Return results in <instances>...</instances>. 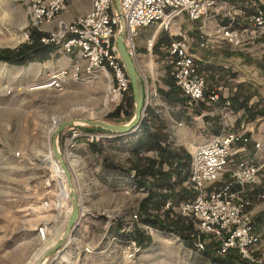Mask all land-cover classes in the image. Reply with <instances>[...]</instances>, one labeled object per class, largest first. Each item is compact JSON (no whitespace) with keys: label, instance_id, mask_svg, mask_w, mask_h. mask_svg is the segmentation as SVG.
Listing matches in <instances>:
<instances>
[{"label":"rangeland","instance_id":"374dc122","mask_svg":"<svg viewBox=\"0 0 264 264\" xmlns=\"http://www.w3.org/2000/svg\"><path fill=\"white\" fill-rule=\"evenodd\" d=\"M218 1L217 7L201 21L207 26L206 35H203L214 40L215 45L224 46L228 41L223 39V27L230 25L241 30L238 22L244 26L247 19L244 10L240 11L226 0ZM257 2L262 5L264 0ZM87 6L88 0H69L66 9L51 23L41 26V30L58 34L61 21L67 24L72 22ZM230 21L232 24H229ZM31 26L32 13L28 0H0V49H14L26 42V33H29ZM158 27L154 24L143 28L135 38V58L143 83L145 85L148 80L149 87H153L157 93L153 97L155 99L148 102L147 124L152 121V112L160 116L171 133V147L192 155V145L198 146L224 126L228 127L227 124L233 122V114L215 108L206 111L210 115V119H206V113L198 115L193 109H184L162 95L160 90L167 88L165 80L169 62L154 53L157 37L153 46L149 43ZM194 27V23L184 15L169 28H161L160 31L167 32L169 36L179 35L180 30L183 34L187 33L190 51L193 52L191 48L194 47L196 34L190 35L189 31L194 30ZM253 40L247 43L245 34L241 42L235 45L244 58L236 56L226 63H220L214 59V52L202 50L196 60L200 63L208 56V59L219 65H234L240 71L250 73L252 68L246 67V55L264 59L263 42ZM65 59L63 54L56 52L45 62L34 61L24 66L0 61V264H35L66 227L70 213L67 183L51 151L53 131L59 121L85 117L124 124L131 120L126 119L125 113L120 119L110 117L123 99L111 100L110 90L114 80L109 73L107 77L105 72H99V77L90 81H75L70 77L61 90L37 86L47 79L61 61L60 64L66 63ZM262 82L257 83V86L261 87L264 94ZM222 92L229 95L230 89L224 87ZM131 111L134 116L135 105ZM145 132L146 129H141L133 135L111 137L113 135L108 131L89 125H77L75 129L69 127L64 130L60 146L67 154L69 164L73 160L81 164L82 160V165L88 170H82L83 173L79 170L74 175V183L80 184V190L76 186L83 201V209L87 212L81 223L87 224V228L83 231L79 227L72 238L74 243L68 246L55 264H223L218 259L220 256L216 249L206 247L200 251L179 234L146 222L139 213L140 203L148 195L146 190L138 186L126 193L116 184L124 175L136 182L124 169L131 168L136 143ZM85 133L103 134L104 137L94 140L99 148L98 156L88 158L81 152L79 160L75 154L76 146L71 147L69 142H91ZM144 154L157 157L154 151ZM111 162L118 167L108 166ZM100 164L106 167L104 176L102 171L100 175L95 171ZM182 184H177V189ZM255 186L264 190V167ZM136 213L139 215L138 221L128 230L130 219ZM250 215L256 221L259 239L250 257L245 259L252 264H264V224L257 219L264 216L263 193L252 204ZM45 225L48 228L47 240L38 236L39 227ZM52 227L59 228L54 235L49 233ZM134 228L151 238V243L140 250L127 241L131 240ZM87 247L90 252L85 250Z\"/></svg>","mask_w":264,"mask_h":264},{"label":"built area","instance_id":"2783aa9c","mask_svg":"<svg viewBox=\"0 0 264 264\" xmlns=\"http://www.w3.org/2000/svg\"><path fill=\"white\" fill-rule=\"evenodd\" d=\"M68 2L69 0H28L32 13L31 27L41 30V26L51 23L66 9ZM217 4L218 0H120L119 15L112 0H91L89 11L79 14L68 24L61 21L58 34H48L42 39L45 43H53L57 47L56 52L63 54L69 61L58 64L56 69L48 74L47 79L37 86L48 85L53 90H61L70 77L75 81H90L103 71L109 73L114 80L110 90L111 100H124L131 84L116 41L121 28L120 16L124 22L125 43L136 60L135 38L141 29L154 24L167 29L184 15L191 21L202 20L209 16ZM249 20L250 25L241 30L230 25L224 26L223 38L236 45L245 34L246 40L249 37L264 40V7L258 5ZM176 36L178 38L174 39L167 49L174 57L173 74L177 85L188 97L189 104H198L204 99L205 75L198 70L197 57L190 51L187 36L182 32ZM26 37L29 40L30 31L26 33ZM154 41L155 37L149 40L150 46H153ZM213 41L207 37L201 47L215 49ZM148 85L149 81L146 80L147 102L154 100L153 97L157 94L153 87L149 91ZM218 99V94L211 96V101L216 102ZM226 107L220 109L226 110ZM84 135L89 136L91 142H94L95 138L100 140L104 137L98 133ZM251 142L252 135L247 131V125L242 124L239 128L224 126L206 142L195 146L189 176L182 184V187L194 192L195 197L177 205L172 201L166 203V208L172 207L182 215L194 219L197 225L196 247L200 251H203L208 243L215 242L220 257H226L231 251H235L242 258H249L259 239L256 221H253L250 215L254 201L248 197V190L258 182L264 164H258L254 158H236L241 149ZM69 144L74 147L76 142ZM255 146L259 149L261 144L257 142ZM131 177L135 179V170L131 171ZM135 187L137 186L133 188ZM143 190L148 192L146 188ZM138 218L137 213L132 216L128 230ZM47 233L46 225L39 227L38 236L45 238ZM127 241L133 244L135 249L138 246L137 250L142 248L132 238ZM85 250L91 251L89 247Z\"/></svg>","mask_w":264,"mask_h":264},{"label":"trees","instance_id":"16d2710c","mask_svg":"<svg viewBox=\"0 0 264 264\" xmlns=\"http://www.w3.org/2000/svg\"><path fill=\"white\" fill-rule=\"evenodd\" d=\"M226 1L234 4L240 11L244 10L246 17L251 16L259 5L257 0ZM229 24H232V22L230 21ZM238 24L241 27L243 26L240 22H238ZM244 26H246V24H244ZM45 36H48L47 32L31 27L29 40L14 49H0V61H5L11 65L24 66L34 61L45 62L51 59L54 53H56L57 47L53 43L43 42L42 39ZM176 38H178V36H169L167 32L160 31L154 46V53L161 58L168 59L169 62V65H167L168 77L165 80L167 88L160 90L167 100L182 106L184 109H193L198 115H202L205 111H213L215 108L220 109L227 106L226 110L228 111H242V118L246 122H254L260 117L264 118V97L260 96L257 86L247 82L231 84L232 79L236 77L237 73L222 64L219 65L212 62L208 59V56L200 60V63L196 60L199 72L205 75L206 86L204 90V99L200 100L198 104L190 105L188 97L185 96L176 83L173 74L174 57L167 51L172 41ZM206 39L205 35L198 34L195 36L194 42H199L200 44L205 42ZM203 49V51L214 52V59L217 60L219 57L216 49ZM226 53L228 55L234 54L232 52H225V54ZM257 64L264 72V60L257 62ZM224 87L230 89V94L227 96L222 92V88ZM214 94L219 95V99L216 102L211 101V96ZM227 102H229L228 105L226 104ZM134 105L135 103L130 85L129 93L126 94L123 102L110 117L120 119L121 115L125 113L126 119L130 120L133 117L131 110L134 109ZM151 116L152 121L150 124H147L144 136L136 143L131 168L123 169L128 173L135 170L136 177L134 180L148 190L147 197L141 201L139 206L141 217L151 225L169 229L179 234L185 241L191 242L195 246L197 225L194 219L182 215L180 212L173 210L172 207H165L168 201H172L173 204L177 205L182 201L190 200L195 197L196 194L185 187L177 189V184L184 182L189 176L192 155L185 151L173 149L170 145L171 133L165 121L153 112ZM204 117L210 119V115L205 114ZM221 129L217 131V133L220 132ZM90 131H94V129ZM94 145L95 143L92 144V146ZM95 151L99 152L97 149ZM151 151L156 152L157 157L152 158L144 154ZM108 166L118 167L112 162L109 163ZM250 188L248 190V197L253 201L258 200L260 192L257 191V188L252 190ZM131 238L136 240L141 247L151 243V238L145 236L138 228H134V231L131 233ZM206 247L215 250L217 244L215 242L208 243ZM218 259L223 262V264H252L235 251H231L226 257H219Z\"/></svg>","mask_w":264,"mask_h":264},{"label":"water","instance_id":"95a60500","mask_svg":"<svg viewBox=\"0 0 264 264\" xmlns=\"http://www.w3.org/2000/svg\"><path fill=\"white\" fill-rule=\"evenodd\" d=\"M112 2L114 9L120 15V0H112ZM120 24L121 28L117 34L116 41L121 57L125 63L128 77L130 78V84L135 103V114L128 123L124 124H113L104 120H92L85 117L72 118L68 120H62L54 130L51 139V146L55 159L60 163L61 168L65 172V176L70 187V202L72 207L63 236L45 252L44 260H42V262H44H41L40 264L56 263L58 258H60L64 252H66L68 246L71 244L72 238L75 237V234L80 227L81 221L87 214V212L83 209V201L81 200L77 186L74 183V172L72 171L68 159L66 158L67 154L60 146V138L64 130L77 125H89L108 131L113 135L111 137H120L124 135H133L141 129H146L148 123L146 113L149 108L146 99V87L143 83L137 61L130 54L125 43V28L121 16Z\"/></svg>","mask_w":264,"mask_h":264},{"label":"crops","instance_id":"0c3cea01","mask_svg":"<svg viewBox=\"0 0 264 264\" xmlns=\"http://www.w3.org/2000/svg\"><path fill=\"white\" fill-rule=\"evenodd\" d=\"M261 4L264 6V3H261ZM90 9H91V0H88V6L86 8H83V11L81 13H85V12L89 11ZM249 18H250V16L246 17V19H247L246 20V26L250 25ZM192 22L194 23L195 27H194V30H190L189 31L190 35H193V34H196V35L205 34L206 35V33H204V32H205V29H206L207 26L204 23H202L201 20L192 21ZM246 26H242V27H246ZM160 29L161 28H159V27L156 29V31H155V33L153 35V37H155V39H156L158 33L160 32ZM193 31H196V32L198 31V32L195 33ZM180 32H181V30L179 31V33ZM138 34H140V33H138ZM184 34L188 37L187 33H184ZM206 38H207V36H206ZM258 40L260 42H263V44H264V40L263 39H258ZM250 41L254 42L252 37H249L246 42L250 43ZM235 45L236 44L228 43V42L224 43V46L223 45L219 46V44H217L216 45L217 48H215L217 50L216 52L219 55L217 60L220 63H222V62L226 63L231 58L236 57V56L244 58L243 53L241 51H239L238 48H235ZM191 49H192L193 53L196 55L197 59H199L198 58V56H199L198 53L201 52L202 50H204L201 47V43L199 44V42H196V43L194 42V47H192ZM225 52H228V53L232 52L234 54L228 55L227 53L225 54ZM239 54H241V55H239ZM247 56L248 55H246V67L250 66L252 68V71H250V73H248V72L244 73V71L243 72L240 71L234 65L233 66L231 65L230 67L228 65H225L226 67L231 69L233 72L237 73L236 77L232 79L231 83L234 82L235 84H237V83L247 82V83H252L255 86H257V83L262 84L263 83L262 81H264V72L260 68V66L257 64V62L262 61V59H260V58L256 59V58H251L250 56L249 57H247ZM64 61L68 62L69 59L66 58ZM60 63H62V61ZM251 72H252V74H251ZM257 88L259 89L260 96L264 97V94H262L263 92H262L261 87L257 86ZM223 94L225 96H227L226 93L223 92ZM229 112H231L233 114V116H232L233 122L227 124L228 128H239L242 124H245V125H247V131L252 135V142L241 149V151L237 155V159L240 160V159H246V158H254L258 164H264V118L260 117V118L256 119L254 122H246L242 118V115H243L242 111H240V112L229 111ZM256 128H257L258 131L256 130ZM257 142L261 144L259 149H257L256 146H255ZM94 143L95 142H88V143L76 142L75 150L78 153L76 152L75 154L79 158V160H81L80 159L81 158L80 157L81 152H84L85 156L88 157V158L90 156H92V157L96 156V155L98 156V152H96L95 150L96 149L99 150V148H98V145L96 146V144L94 146H92V144H94ZM72 162L73 163L72 164L70 163V166L72 168V171L74 172V175L79 170H81V171L83 170L84 172L88 171V170H85L86 167L84 168V166L82 165V163H83L82 160H81V164H79L78 162L74 163V160ZM104 163H106V162L104 161ZM105 170H106V167L103 166V164H100L95 171H98L99 175L101 174V171H102V176H104L105 172H106ZM83 171H82V173H83ZM127 174H131V173L127 172ZM75 182H76V180H75ZM132 182H134V181L129 179V176L124 175V176L121 177V179L119 181L116 182V184L119 187H121L122 191H124L126 193H130L134 189L133 186H135V182L134 183H132ZM76 185L78 186V188L80 190V186H79L80 184H78V182H76ZM138 186H139V188H141V190H143V188H145L144 186L139 185V183H137V187ZM255 188H257V191L260 192L261 196H262V193L264 194V190H262L259 186H254V187H251L250 189L252 190V189H255ZM259 197H258V199H259ZM257 219L259 220L260 223L264 224V216H259ZM86 225L87 224L80 223L81 229H83V231H86V228H87ZM56 229H57L56 231L58 232L59 228L56 227ZM73 241H75V240L74 239L71 240V244H72Z\"/></svg>","mask_w":264,"mask_h":264},{"label":"bare ground","instance_id":"6f19581e","mask_svg":"<svg viewBox=\"0 0 264 264\" xmlns=\"http://www.w3.org/2000/svg\"><path fill=\"white\" fill-rule=\"evenodd\" d=\"M107 77H108V75L107 74H105ZM99 77V76H98ZM48 87V85H41L40 86V88H47ZM148 90L149 91H151L152 89L149 87V85H148ZM60 122L61 121H59V123L56 125V127H55V129L57 128V126L60 124ZM54 129V130H55ZM54 132V131H53ZM192 148H195V146H193L192 145ZM51 151H52V155H53V157H54V154H53V150H52V146H51ZM66 158H67V156H66ZM54 160H55V162L57 163V165H58V167L60 168V170L62 171V173H63V175H64V178H65V180H66V183H67V190H68V199H69V202H70V196H71V194H70V187H69V185H68V182H67V178H66V176H65V172L63 171V169L61 168V166H60V163L55 159V157H54ZM76 185V184H75ZM71 207H72V205H71V202H70V212H71ZM69 215H70V213H69ZM69 215H68V217H69ZM68 220V219H67ZM67 225V224H66ZM57 229L56 228H54V227H52V228H50V234H52V235H54L57 231H56ZM65 230V229H64ZM63 234H64V231L62 232V234L59 236V238H57L56 240H55V242H53L51 245H49L46 249H45V251L43 252V254H41V256L38 258V260L35 262V264H40L41 262H42V260H44V256H45V252L50 248V247H52L58 240H60V238L63 236ZM47 240L48 239V236L47 235H45V238L43 239V240ZM44 262V261H43ZM42 262V263H43Z\"/></svg>","mask_w":264,"mask_h":264}]
</instances>
